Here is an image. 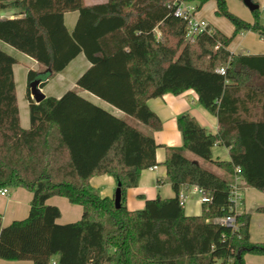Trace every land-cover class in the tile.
Instances as JSON below:
<instances>
[{
  "label": "trees",
  "instance_id": "16d2710c",
  "mask_svg": "<svg viewBox=\"0 0 264 264\" xmlns=\"http://www.w3.org/2000/svg\"><path fill=\"white\" fill-rule=\"evenodd\" d=\"M187 1L197 10L208 0ZM214 1L234 33L252 31L264 39L259 8L250 23L231 13L225 0ZM173 2L0 0V7L19 10L16 17L0 19L1 41L54 73L83 53L91 65L77 86L152 130L161 128V120L147 100L187 89L197 93L219 126L213 134L189 113L180 115L182 147H166L164 160L175 195L147 199L142 209L129 210L123 203L126 189L137 185L141 170L157 164L154 138L74 90L35 102L29 82L37 73L31 69L25 94L30 126L22 128L12 69L16 60L0 49V189L32 193L26 217L6 226L0 219V259L245 264V254H264V242L250 240V214L230 209V182L182 153L190 151L230 175L239 168L242 182L264 193V54L231 53V37L209 24L187 38V20L174 14ZM68 11H78L72 31L63 20ZM214 144L229 148V161L212 157ZM103 174L120 183L119 208L89 183ZM183 185H195L210 198L199 215H186L179 204ZM52 196L80 205V219L57 222L59 208L46 203ZM227 216H234L233 225L219 221Z\"/></svg>",
  "mask_w": 264,
  "mask_h": 264
},
{
  "label": "crops",
  "instance_id": "0c3cea01",
  "mask_svg": "<svg viewBox=\"0 0 264 264\" xmlns=\"http://www.w3.org/2000/svg\"><path fill=\"white\" fill-rule=\"evenodd\" d=\"M106 0H84L86 5L104 2ZM256 2V1H254ZM259 7L264 5V0L256 2ZM202 7V6H201ZM19 10L12 6L0 7V19L18 16ZM195 13V12H194ZM78 18V11H68L63 15V20L68 31H72ZM208 23V22H207ZM210 25V23H208ZM212 26V25H211ZM217 28V27H215ZM218 29V28H217ZM223 32V31H222ZM251 31L239 32L241 39L247 38L246 33ZM224 33V32H223ZM227 35L226 33H224ZM259 36V35H258ZM245 39L237 42L234 50L229 48L234 54H264V39L254 41L251 37L247 45ZM0 49L15 58L13 64V77L15 82V92L17 105L19 110V121L22 128L27 129L30 126L29 104L26 99L27 89V73L35 70L37 66H42L33 58L18 51L9 44L0 40ZM91 63L83 53L78 54L66 67L59 73L58 80L53 85L45 83L41 90L45 97L51 96L59 99L68 90H74L78 95L88 101L104 108L111 114L123 118L129 124L136 127L141 132L150 135L157 143L155 150V158L157 164L141 170L135 187L127 188L123 197V203L129 210H137L145 205L147 199L160 197L162 199L175 195L171 184L166 180V168L164 165L166 147L181 148L182 136L177 127V118L189 113L196 121L210 133H216L219 129L217 117L209 113L198 102L197 93L193 89H187L179 94L165 93L162 96L150 98L147 100L148 107L161 120V128L152 130L147 125L133 120L132 117L126 115L122 110L111 105L107 101L101 99L88 90L77 86V79L90 67ZM37 72V71H36ZM73 72V74H71ZM47 87V91H45ZM59 88V89H58ZM255 114L259 113V109L253 110ZM182 153L189 159L203 165V160L187 150ZM211 154L214 159L229 161V148L214 144L211 147ZM211 163V162H210ZM213 172L218 175L226 174V180L232 182L236 174H228L222 168L212 163ZM222 171V172H221ZM223 174V175H224ZM220 176V175H218ZM161 182H158V180ZM90 185L95 188L101 196L113 197L117 187L115 179L108 174L95 175L89 179ZM242 201L239 206V212L250 214L249 235L250 240L255 243L264 242V193L250 186L245 185L241 180ZM179 193L185 196V204L183 206L186 215H199L202 209V194L197 190L195 185L182 186ZM32 193L22 187L7 188V194H0V219L1 225L6 226L13 220L22 219L27 216L29 211V203ZM47 204L55 205L60 210V216L57 219L59 223H68L77 221L82 214L80 205L70 203L65 197L52 196L47 199ZM260 208V209H259ZM54 260H57L54 257ZM245 264H264V254L255 255L247 253L244 256ZM0 264H33L30 260H4L0 259ZM53 264V263H49ZM56 264V263H54Z\"/></svg>",
  "mask_w": 264,
  "mask_h": 264
},
{
  "label": "rangeland",
  "instance_id": "374dc122",
  "mask_svg": "<svg viewBox=\"0 0 264 264\" xmlns=\"http://www.w3.org/2000/svg\"><path fill=\"white\" fill-rule=\"evenodd\" d=\"M225 1H226L228 10L231 13H233L234 15L238 16L239 18H241L247 22L252 23L254 21V18H255L254 13L252 11H250L243 4L242 0H225ZM254 1L258 2L260 0H254ZM259 12H260L259 16H260V19L262 21V18L264 17V9L262 8V5L259 7ZM194 19H196L198 21L203 20L205 22H208L213 27H217L221 32L223 31L224 33H226L227 34L226 36L231 37V41L229 43V48L231 50L232 49L234 50V48H236L238 41L245 39V38L241 39L242 36L240 35L239 32L234 33V25L232 24L230 19H228L224 15H220V14L216 13V2L214 0L206 1L202 5V7L195 10ZM156 33H158L157 30H156ZM245 37H247L244 41L246 45H247L246 42H248V40H250L251 37L256 42L261 41L258 34L255 32H252V31L250 33L247 32ZM35 70L37 71L36 77L41 79L42 81L47 80V83H49V86L53 85L56 82V80H58V75L56 73L48 70L44 66H37L35 68ZM71 74H73V72ZM45 91H47V87H45ZM202 160H203V165H201V166H203L204 168H206L209 171H212L213 170L212 163H210L209 161L204 160V159H202ZM223 174L224 173L222 172V174H218V175H220L219 177L226 179V174H224V175ZM142 208H140V209H142ZM244 262H245V260H244ZM105 264H116V263L111 261V262H107Z\"/></svg>",
  "mask_w": 264,
  "mask_h": 264
},
{
  "label": "built area",
  "instance_id": "2783aa9c",
  "mask_svg": "<svg viewBox=\"0 0 264 264\" xmlns=\"http://www.w3.org/2000/svg\"><path fill=\"white\" fill-rule=\"evenodd\" d=\"M170 6V4L168 5ZM173 11L174 14L178 17H182L184 20H187V28H186V37L190 38L191 35L197 32H202L206 29L208 23L203 20H196L194 19V12H195V4L193 2L187 0H174L173 4ZM264 9V5L262 6ZM262 22L264 23V17L262 18ZM220 72H224V68L219 69ZM236 177L235 179L230 182V190H229V201L231 202L230 209L234 210L235 212H239V206L241 205L242 201V189H241V177H240V169L237 168L235 171ZM197 187V186H196ZM197 190L202 194V201L208 202L210 198L204 194L202 189L197 187ZM0 194L6 195L7 188H1ZM179 204L183 207L185 204V196L181 193L178 194ZM220 222L233 225L234 223V216H227L225 218L219 219ZM50 263H56V260L52 259ZM57 264V263H56Z\"/></svg>",
  "mask_w": 264,
  "mask_h": 264
},
{
  "label": "water",
  "instance_id": "95a60500",
  "mask_svg": "<svg viewBox=\"0 0 264 264\" xmlns=\"http://www.w3.org/2000/svg\"><path fill=\"white\" fill-rule=\"evenodd\" d=\"M242 2L250 11L259 8V5L253 0H242ZM41 82H42L41 79L37 77L29 82L30 94L35 102H40L45 98V94L42 92L40 87ZM113 200L115 207L119 208L121 204V188L119 182L117 183V187L114 191Z\"/></svg>",
  "mask_w": 264,
  "mask_h": 264
}]
</instances>
